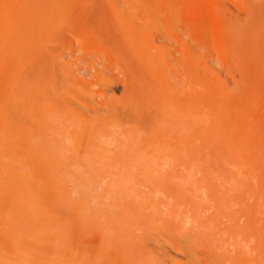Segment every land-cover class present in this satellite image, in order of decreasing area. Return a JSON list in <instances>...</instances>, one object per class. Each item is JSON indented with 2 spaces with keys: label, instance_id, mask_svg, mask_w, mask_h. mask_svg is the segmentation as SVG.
Returning a JSON list of instances; mask_svg holds the SVG:
<instances>
[{
  "label": "bare ground",
  "instance_id": "bare-ground-1",
  "mask_svg": "<svg viewBox=\"0 0 264 264\" xmlns=\"http://www.w3.org/2000/svg\"><path fill=\"white\" fill-rule=\"evenodd\" d=\"M136 1L125 6L122 4V7L112 2L80 0H33L27 3L29 10L22 13L20 26H16L17 32L16 28L11 32L15 34L17 47L22 52L23 146L27 159L118 161L121 160L117 156H121L122 149V155H130V160L140 157L144 161H207L208 156V161L213 162L199 169L202 172L200 183L193 181L198 186L201 204L207 212L238 207L244 218L247 213L243 214L242 210L246 207L250 210L256 208V213L264 211V201H261L264 199L261 195L263 192L260 193L261 197L258 192V197L254 193L260 187L262 177L264 184V173L260 174H263L261 178L259 174L255 175L257 172L253 166L260 161L261 168H258L259 162L257 171H264H261L264 161V121L257 117L254 128L246 127L256 129L255 135L246 130L252 132L251 144L241 140L247 136L241 135L243 138H240L236 133L239 138H233H238V143L240 140L244 142V146L239 143L242 148L235 145L233 138L231 141V135L229 141L219 139L223 144L217 140L218 137L216 142L217 135L209 137L216 144L212 148L211 139L210 145L203 144L201 76L204 64L201 51L205 41L199 37L202 33L196 32L199 19L193 16L192 22H188L187 18H182L181 12L193 9L188 4ZM24 4L27 6L26 2ZM236 12L240 13V9ZM239 13H233V20L228 21L231 27L228 32L232 36L228 75L235 84V98L242 95L241 100L242 97L253 100L255 97L254 101L263 99L264 103V0H249L246 15L242 13L245 18L239 17ZM74 18H79L80 23L83 19V23H86L78 34L68 24L69 20L73 24ZM186 23H191L194 30H188ZM79 33L85 34L86 38H81L84 35ZM169 44L173 45L174 52L169 49ZM212 68L208 69L218 77V72ZM240 124L243 127V122ZM247 135L249 140L250 135ZM229 142L237 147L230 148L232 144L229 147ZM204 145L216 149L205 152L207 148ZM217 145L222 146L217 148ZM111 146L117 149L115 155L111 153L114 150ZM117 147H121L120 153ZM109 150L110 154H107ZM203 153H207L206 156ZM244 161H247L246 165ZM244 166H253L254 169ZM187 191H191L190 188ZM125 206L128 209L112 216L116 221L131 223V228L140 230L141 234L129 232L115 235V238H120L119 241L123 239V246L126 242L130 243V246L127 245L129 249L125 247L132 264L135 261L136 264H178L169 254L172 250L190 255V259H197V264H264L263 254H260L264 252V243L260 240L256 244L254 241L253 246L249 242L251 247L248 242L245 243L246 250L236 249L235 246L232 253L218 255L210 263H203L198 260L199 249L189 244V238L180 240L188 233L177 238L170 234L164 236L161 230L153 232L151 223L171 220L168 210H157V206L150 202H142L140 206L126 203ZM242 206L245 207L242 209ZM92 215L90 219H94ZM138 215L145 221L135 224ZM256 219L259 221L260 217L258 219L256 215ZM92 241L91 249L99 245L103 252L115 253L113 247ZM240 246L244 247L243 244ZM87 264H95L89 256ZM189 264H195L194 260Z\"/></svg>",
  "mask_w": 264,
  "mask_h": 264
},
{
  "label": "rangeland",
  "instance_id": "rangeland-1",
  "mask_svg": "<svg viewBox=\"0 0 264 264\" xmlns=\"http://www.w3.org/2000/svg\"><path fill=\"white\" fill-rule=\"evenodd\" d=\"M28 1L0 0V264H83L84 262V264H87L88 256L91 257L95 264H101L100 262L102 261L106 264H132L131 258H128L129 255L126 254L130 243L126 242V245L123 246V239H121V242L119 237L115 238V235L129 234V232L131 234H139L140 230L134 227L131 228V223L116 221L114 216H112L121 213L123 209H128L125 206L126 203H134L140 206L142 202L145 204L150 202L157 206V210L164 209L163 212L168 210L169 214H167H171V220L169 218V222L165 221L160 224L151 223L153 232H160L161 230L162 235L168 236L170 234L177 238L183 237L188 233L185 235L187 237L184 236L180 240L183 241L182 239L189 238V244L193 248L199 249L198 260L203 263H210V260L218 255L232 253L235 246H237L235 247L236 249L245 248L246 250L247 247L245 245L247 242L248 244L251 242V246H253L252 243L254 241H256L254 244L259 242V240L264 243L263 210L256 213V208L250 210L251 208L247 209L246 207L245 210H242L243 214L247 213L246 217L244 215L243 218V215L240 214L241 210L238 211L239 209H237L238 207L209 212L203 208L196 183H200L199 180L202 177V172L199 169L207 167L210 162H213L208 161V156L207 161H205L206 159L204 160V157V161H161V159H157L158 161L156 159L154 161H144L140 157H137V160L135 158L130 160V155L127 154L126 156L125 153L124 157V149L121 151L119 150L121 147H117L118 152L120 153L121 151V156H117L121 157L119 158L121 160L118 161H30L27 159V153L23 146L22 52L17 47V38H14L15 34L11 32L16 26L19 28L21 23L19 19L23 16L22 13L29 10L28 4L33 0ZM80 1L112 2L117 3L120 7L130 2H137L136 0ZM151 1L188 4V7L193 9L188 10L189 13L187 10L181 12L182 18H187L188 22H192L193 16L197 20L199 19L196 32L200 31L199 33H202V36L199 35V37L201 40L203 39V42L205 41L202 43L203 48L201 51L204 64L201 76L202 121L204 119L202 122V124L204 123L202 125L204 127L202 128L203 144L210 145L208 144L211 139L209 137L212 135L214 137L217 135L215 140L218 137L217 140L221 144L222 140L229 141L231 139L232 141L234 136L236 138L243 135V137L247 136L248 138L247 134L250 135L249 140L247 138L241 140L251 144V134L252 132L254 134L256 129L249 130V127L253 126L254 128L255 124H257V117L260 118L258 120L264 121V112L262 113V110H264L263 99L254 101L256 99L254 96V98L248 96L253 98V100H249L244 95L248 101L242 97L244 101L242 102V95H240L236 97L240 99V101H237L235 98L237 92H234L235 84L229 77L230 75H228L230 74L228 72V63L232 59V36L229 34V29L231 28L229 23L230 20H233L234 14L239 13L236 12L239 9V17L243 16V14L246 15L245 12L247 11L249 0H143V2ZM25 2L26 4L28 3L27 6H23ZM192 11H196L198 14L194 13V15ZM76 19H71L73 24L69 20L68 24L73 30L76 29L74 31H77L78 34V32L83 31L80 29H84L86 23H83V19H81L80 23L78 18L76 24L79 23L76 25ZM186 20L184 19L183 21L187 22ZM160 26L162 25L160 24ZM185 26L188 27V30H194L191 29L193 26L191 23H186ZM8 33L10 36H8ZM79 34L82 35V33ZM83 35V37L77 36L83 39L86 38L85 34ZM169 49L174 52L172 44H169ZM221 65L222 67H220ZM207 67H213L212 69H215L220 76L215 77V74L211 73V70ZM223 71L225 72L223 73ZM203 95H206V97ZM232 97L237 102L233 100L234 98L231 99ZM238 102H241L239 104L243 107L237 104ZM240 107L242 110L238 109ZM257 112L262 115L257 114ZM245 118L247 119L245 120ZM244 120L247 122L245 123ZM241 122H243V127H241ZM211 128L214 130L212 131ZM246 130L252 132H247ZM220 132L226 134L223 135ZM206 135L208 141L205 139ZM221 135L224 137H221ZM243 137L241 136L240 138ZM220 138L222 140H219ZM217 140L216 142L218 143ZM236 140L233 138L235 145L240 148L244 142L242 143L240 140L241 146L239 147L238 140ZM212 141L213 138L211 139ZM214 142L212 143L213 145H210L211 148L216 146ZM230 142L228 146L230 147L232 144L233 147L231 146L230 148H234V143L230 144ZM205 145L204 148L206 149ZM221 146L217 145V148H221ZM113 147L111 146L114 149L111 153L114 152L113 154L115 155L117 149ZM208 148L205 152L212 150ZM222 148H225V146ZM108 153L110 154V150ZM205 154L207 153H203V155ZM245 162L247 161H244V164ZM259 162L257 163L256 161L255 164L253 161L256 165L253 166L256 168L257 174L254 171L253 173L262 177L263 174H260L264 173V161L261 170L263 172L260 173L261 162L260 165ZM257 167L259 168L258 171ZM243 171L241 169V172ZM244 172L246 173V171ZM245 175H249V173ZM262 178L260 179V187L254 193L258 192L260 195L263 192L261 195L264 198ZM193 181H196V183ZM187 188H190L191 191H187ZM259 188H262V191L261 189L259 191ZM258 194H256L257 197L259 196ZM256 195L253 196L255 197ZM261 201H264V199ZM251 203H254V201ZM244 207L242 206L241 208L243 209ZM90 213L94 215H92L94 217V219L91 218L92 221ZM248 214L249 216H247ZM256 215L258 219L260 217L261 222L260 219L259 221L255 220ZM144 221L145 219L138 215L134 223L138 224V222ZM188 235L190 236L188 237ZM91 241L103 242V245L113 247L115 253L107 254L100 249L99 245L92 248V250L90 248ZM240 244H243L244 247H238ZM132 246H135V244H132ZM172 251H169V254L172 258H175L174 260H177L178 264H189L192 260H194L195 264L198 263L197 259H190L192 258L190 255ZM255 254H257V251ZM260 254H263L262 257L264 258V252Z\"/></svg>",
  "mask_w": 264,
  "mask_h": 264
}]
</instances>
